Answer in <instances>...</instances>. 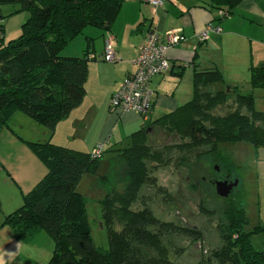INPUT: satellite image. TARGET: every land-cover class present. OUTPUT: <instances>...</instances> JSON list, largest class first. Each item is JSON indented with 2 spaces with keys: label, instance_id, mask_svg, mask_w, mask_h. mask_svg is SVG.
Instances as JSON below:
<instances>
[{
  "label": "trees",
  "instance_id": "16d2710c",
  "mask_svg": "<svg viewBox=\"0 0 264 264\" xmlns=\"http://www.w3.org/2000/svg\"><path fill=\"white\" fill-rule=\"evenodd\" d=\"M241 1L212 0V5L214 8L226 6L231 12ZM123 3L124 0H0V132L11 127L16 112H23L49 135L44 141L23 140L47 172L22 194V204L5 215L2 224L8 225L20 241L45 232L53 242L52 255L46 264H156L154 260L146 262L143 250L161 249L164 233L181 232L193 239L201 237L196 228L161 221L148 208L133 210L128 206L129 201L137 200L140 187L146 182L145 160H156L155 168L162 161L160 152L150 149L149 137L157 126L172 136L189 138L188 149L190 145L210 146L199 158L209 156L213 165L225 167L228 173L229 163L221 152L222 144L243 142L256 149L264 147V125H261L264 111L255 109L253 93L242 94L235 87H217L214 93L201 91L207 89L205 86L222 85V74L216 66L195 70L192 98L157 120L144 122L140 129L125 137L128 147L119 144L104 150L103 142L93 147L102 143V154L116 147L123 151L120 157L127 187L124 194L114 187L117 182L114 171H110L106 182L102 176L98 177L104 162L101 155L93 157L91 152L50 141L57 123L83 102L87 62L91 60L87 55L92 46L89 40L82 57L62 56L61 50L88 26L110 30ZM4 4H17L27 13L18 38L8 41H4L2 24ZM249 71L251 87L264 89V64L250 65ZM112 96L111 108L114 107ZM231 96L237 108L222 116L214 115L216 107L230 104ZM164 146L160 147L167 149ZM84 175L97 176L98 185L105 193L99 203L107 248L93 242L86 199L76 189ZM154 181V178L150 180ZM223 214L228 226L220 234L224 244L212 257L219 264H264V240L260 249L253 244L255 235L264 234V224L247 229L248 216L237 200L229 201ZM163 264L173 262L165 259Z\"/></svg>",
  "mask_w": 264,
  "mask_h": 264
},
{
  "label": "crops",
  "instance_id": "0c3cea01",
  "mask_svg": "<svg viewBox=\"0 0 264 264\" xmlns=\"http://www.w3.org/2000/svg\"><path fill=\"white\" fill-rule=\"evenodd\" d=\"M235 9H238L236 13ZM255 22L260 26L264 25V0H242L231 12H228L226 6L214 8L212 0H164L163 5L155 10L147 0H124L110 30L88 26L65 47L64 56L82 57L89 40L92 46L89 51L95 54H101L105 43L109 41L116 53L114 62L99 60L87 62L88 76L84 83L83 102L64 118L70 119L68 123L71 122L68 133L71 137L74 134L77 138L73 140L77 146L73 149L91 152L90 150L100 142L105 144L104 150L113 145L112 149L116 145L124 144L125 137L140 129L144 122L155 121L187 103L192 98L194 71L206 70L218 64L214 57L201 58L205 56L204 48L209 50L212 45L221 44L225 54H229L231 59L237 57L231 64V70L234 72L243 68L247 74L249 64H264V41L256 38L247 39L238 33L241 26H252ZM208 23L219 27L220 31L210 32L206 40L199 41L197 35ZM149 30L158 31L161 35L165 31L174 30L182 38L179 43L167 50L168 60L172 64L171 69L152 76L149 81L153 94L152 108L143 118L132 111L111 108L110 98L123 79L135 72L134 58ZM237 37L248 41L250 51L256 52L255 55L251 54L250 61L248 58L239 57L236 49L228 51L233 39ZM253 43L256 44L255 47ZM220 86L239 89L234 82ZM40 128L43 129L40 137H34L31 132L33 134L31 141L49 139L48 132H45L42 126ZM5 129L7 130L3 133L8 136V143L0 149V160L6 162L8 175L0 196V253H3L5 264H46L53 250V242L45 232L40 231L32 238L20 241L8 225L2 224L5 215L22 203L21 194L29 191L47 172L45 165L23 142L24 137L21 135L20 139L17 137L15 127L11 125ZM42 134L44 137H41ZM10 182L14 184V189ZM7 237L10 238L9 242ZM19 242L21 244L16 249Z\"/></svg>",
  "mask_w": 264,
  "mask_h": 264
},
{
  "label": "rangeland",
  "instance_id": "374dc122",
  "mask_svg": "<svg viewBox=\"0 0 264 264\" xmlns=\"http://www.w3.org/2000/svg\"><path fill=\"white\" fill-rule=\"evenodd\" d=\"M237 10L235 9L234 13ZM1 11L3 12L4 41L18 38L21 32V25L27 18V13L20 10L17 4H4L1 6ZM238 33L247 39L256 38L264 41V25L260 26L258 22H255L252 26H241ZM242 37L233 39L228 51L236 49L239 57L248 58V61H250L251 54L255 55L256 52L252 53L250 51L249 42L244 41ZM255 46L256 44L253 43V47ZM65 47L60 52L62 56H64ZM71 48L70 46L69 49L71 50ZM203 50H205L203 53L205 56H201L202 59L216 58L218 62L216 66L222 74V85L234 82L238 86L240 93H253L255 109L264 111V89H251L249 83V66L251 64L248 66L247 74L243 68H239L234 72V70H231V64L237 57L231 59L229 54H225V49H223L221 44H214L209 50L207 48ZM88 54H91V52L89 51ZM205 87L207 89L202 88L201 91H210L211 93H214L217 87L223 88L220 85ZM230 98V104L216 107L214 115L222 116L237 108L234 107L233 96ZM240 111L241 113L245 112L244 108H241ZM68 120L70 119H62L57 123L54 132L50 136V141L73 149L77 147L75 146V141H73L77 138L74 137V134L71 137L68 133L67 130L71 125ZM11 125L15 127L17 137L20 139L21 135L25 141L30 140L33 134L34 137L39 138L43 130L40 125L23 112L14 114L11 119ZM261 125L264 124L261 123ZM154 129L153 135L149 137L153 147H150V149L160 152L162 161L160 166L155 168L156 160L153 158L152 160H145L147 165V169H144L147 173L146 182L140 187L137 200L134 203L129 201L128 206L133 210L148 208L161 221L172 222L181 227L196 228L201 233V237L193 239L181 232L164 233L161 235V249L157 247L148 251L143 250V256H146V262L154 260L156 264H163L165 259H169L173 264H207L208 261L211 264H219L212 257V254L224 244L220 234L222 230L228 227L226 226L227 222L223 212L229 201L237 200L245 208L248 216L247 229H251L257 224H264V147L256 149L251 144L243 142L222 144L220 146L221 152L229 163L230 172L228 173V169L225 167L220 169L215 163L213 165L209 156L199 158L200 153L209 149L210 146L192 147L190 145L188 149L186 145L190 142L189 138L172 136L158 126ZM6 130L4 129L0 132V149L4 148L8 143V136L3 133ZM44 131L47 132L46 129ZM41 137H44V134ZM163 144H165L167 149L160 147ZM124 145H126L125 147L129 146V144L125 143L122 146ZM119 148L116 147L110 152L100 153L95 157L101 155L104 161H102V166L98 170V177L102 176L103 182H106L110 171H114V179L117 182L113 185L120 194H124L127 190L126 177L123 171V159L120 157L123 151H119ZM90 151L92 153L94 149L92 148ZM212 157L214 158V154ZM218 168L220 170H217ZM7 173L6 162L0 160V196H2V190L4 189L3 183L7 182ZM222 176H226L230 180H237V184L229 191L227 197L217 195L215 190V182ZM152 178H154V182H150ZM13 179L15 180L14 177ZM9 184L14 189V184L12 182ZM76 189L86 199L87 219L91 227L93 242L97 246L107 248V235L105 228L101 225L99 203L100 199L105 197V193L98 185L97 176L84 175ZM113 198L115 199L114 196ZM117 203L115 200L114 205H117ZM126 235L130 239L132 238L130 234L126 233ZM262 240H264V234H258L253 237V244L257 249L261 248Z\"/></svg>",
  "mask_w": 264,
  "mask_h": 264
},
{
  "label": "built area",
  "instance_id": "2783aa9c",
  "mask_svg": "<svg viewBox=\"0 0 264 264\" xmlns=\"http://www.w3.org/2000/svg\"><path fill=\"white\" fill-rule=\"evenodd\" d=\"M155 10L163 5L164 0H147ZM220 28L212 23L206 27L197 37L199 41L206 40L210 32H219ZM182 36L174 30L165 31L163 35L158 31L149 30L143 43L138 48L134 58L135 72L127 75L119 89L113 94L111 105L122 111H132L145 117L152 108V90L149 81L152 76L162 74L170 69L171 63L166 59L167 50L180 42ZM88 59H103L108 62L116 60V53L111 44L107 41L102 54L91 53ZM102 151V143L91 153L93 157Z\"/></svg>",
  "mask_w": 264,
  "mask_h": 264
},
{
  "label": "water",
  "instance_id": "95a60500",
  "mask_svg": "<svg viewBox=\"0 0 264 264\" xmlns=\"http://www.w3.org/2000/svg\"><path fill=\"white\" fill-rule=\"evenodd\" d=\"M237 184V180L232 183H227L226 181H217L215 183V190L219 196L226 197L229 190Z\"/></svg>",
  "mask_w": 264,
  "mask_h": 264
},
{
  "label": "clouds",
  "instance_id": "9594fccd",
  "mask_svg": "<svg viewBox=\"0 0 264 264\" xmlns=\"http://www.w3.org/2000/svg\"><path fill=\"white\" fill-rule=\"evenodd\" d=\"M7 242H9L10 238L7 237ZM21 242H19L17 245H16V249L20 246ZM7 253H11V252H7ZM0 264H5V261L3 259V253H0Z\"/></svg>",
  "mask_w": 264,
  "mask_h": 264
},
{
  "label": "flooded vegetation",
  "instance_id": "af4514ba",
  "mask_svg": "<svg viewBox=\"0 0 264 264\" xmlns=\"http://www.w3.org/2000/svg\"><path fill=\"white\" fill-rule=\"evenodd\" d=\"M216 168H217V167H216ZM217 170H220V169L218 168ZM218 181H226L227 183H232V182L235 181V180H230V179H228L226 176H222V178L218 179ZM216 182H217V181H216ZM216 182H215V183H216ZM232 188H233V187H232ZM232 188H231V189H232ZM231 189H230V190H231ZM230 190H229V191H230ZM228 195H229V193H228ZM228 195H227V196H228ZM227 196H226V197H227Z\"/></svg>",
  "mask_w": 264,
  "mask_h": 264
},
{
  "label": "bare ground",
  "instance_id": "6f19581e",
  "mask_svg": "<svg viewBox=\"0 0 264 264\" xmlns=\"http://www.w3.org/2000/svg\"><path fill=\"white\" fill-rule=\"evenodd\" d=\"M166 59L168 60V57H167V55H166ZM169 70H170V69H169ZM169 70H168V71H169ZM168 71H167V72H168Z\"/></svg>",
  "mask_w": 264,
  "mask_h": 264
}]
</instances>
